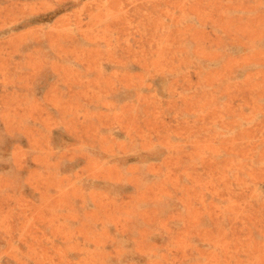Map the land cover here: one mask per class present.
I'll return each instance as SVG.
<instances>
[{"label": "rangeland", "instance_id": "rangeland-1", "mask_svg": "<svg viewBox=\"0 0 264 264\" xmlns=\"http://www.w3.org/2000/svg\"><path fill=\"white\" fill-rule=\"evenodd\" d=\"M0 264H264V0H0Z\"/></svg>", "mask_w": 264, "mask_h": 264}]
</instances>
